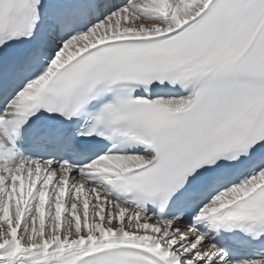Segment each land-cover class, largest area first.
<instances>
[{"label": "snow or ice", "instance_id": "snow-or-ice-1", "mask_svg": "<svg viewBox=\"0 0 264 264\" xmlns=\"http://www.w3.org/2000/svg\"><path fill=\"white\" fill-rule=\"evenodd\" d=\"M0 264H264V0H0Z\"/></svg>", "mask_w": 264, "mask_h": 264}]
</instances>
